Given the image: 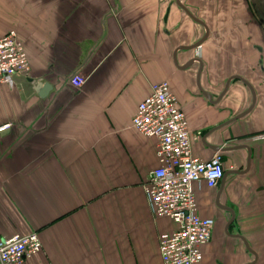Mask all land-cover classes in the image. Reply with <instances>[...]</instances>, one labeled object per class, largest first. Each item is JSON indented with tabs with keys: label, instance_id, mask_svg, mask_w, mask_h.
I'll return each instance as SVG.
<instances>
[{
	"label": "crops",
	"instance_id": "0c3cea01",
	"mask_svg": "<svg viewBox=\"0 0 264 264\" xmlns=\"http://www.w3.org/2000/svg\"><path fill=\"white\" fill-rule=\"evenodd\" d=\"M175 1L0 0V38L16 30L31 66L0 82V241L38 232L26 264H163L159 235L178 224L152 212L158 139L132 126L163 81L195 158L219 151L230 172L222 187L194 183L215 222L197 264H264V0H182L208 36L177 64L206 29Z\"/></svg>",
	"mask_w": 264,
	"mask_h": 264
},
{
	"label": "built area",
	"instance_id": "2783aa9c",
	"mask_svg": "<svg viewBox=\"0 0 264 264\" xmlns=\"http://www.w3.org/2000/svg\"><path fill=\"white\" fill-rule=\"evenodd\" d=\"M30 69L27 51L17 31L6 32L0 38V82H9L17 74H28ZM70 80L80 87L86 79L76 74ZM132 126L158 139L160 165L145 183L152 212L155 216L170 217L178 224L175 231L159 235L163 264H197L203 257L202 246L211 239L215 222L198 214L194 183L203 180L211 188L220 183L224 176L222 154L217 151L207 161L195 158L193 133L166 81L152 85L151 93L139 103L132 117ZM255 138L264 139V132ZM42 247L36 231L14 234L0 241V263L26 264L27 258Z\"/></svg>",
	"mask_w": 264,
	"mask_h": 264
},
{
	"label": "water",
	"instance_id": "95a60500",
	"mask_svg": "<svg viewBox=\"0 0 264 264\" xmlns=\"http://www.w3.org/2000/svg\"><path fill=\"white\" fill-rule=\"evenodd\" d=\"M176 2V4L179 6V7H181L193 20H195L196 22H198V23H200V24H202L204 27H205V29H206V34H205V36L202 38V39H200L199 41H197L196 43H194V44H192V45H190V46H180V47H178V48H176V50H175V53H174V60H175V63L177 64V58H176V55H177V52H178V50L179 49H194V48H198L205 40H206V38H207V36H208V29H207V26L204 24V22H202L201 20H199L197 17H195L191 12H190V10L182 3V0H176L175 1ZM167 15H168V12H167V14H166V16H165V18H167ZM194 61H199V62H201L198 58H194L193 60H191L190 62H188L185 66H183V68H185V67H188L191 63H193ZM236 78H238V79H241L245 84H247L249 87H250V89H251V91H252V94H253V98H254V90H253V88H252V86L246 81V80H244L243 78H241V77H239V76H235ZM40 88H42V91H40V95H44V94H46L50 89H51V85L50 84H48V83H44V84H42V85H40L39 86ZM203 93H204V95H206L209 99H211V96L209 95V94H207L206 92H204L203 91ZM249 110H246L245 112H243L242 114H240L239 116H237L236 118H239V117H242L243 115H245L247 112H248ZM238 148V147H237ZM236 148V149H237ZM214 149H216V150H222V151H226V150H230V148H222V147H220V146H217V147H215ZM250 155V154H249ZM249 161H250V157H248V165H249ZM230 172L229 171H226L225 173H224V176L222 177V179H221V187H222V184H223V182H224V177L227 175V174H229ZM225 210H227V212H228V217L230 218V220L232 221V219H233V215H234V212H233V210H232V208H230V207H226V206H224L223 207ZM227 231H228V228H227ZM229 233V232H228ZM243 240H244V238H242ZM245 241V240H244ZM245 244H246V246H247V248H248V250H250L251 252H253L254 253V255H255V257H257V254L248 246V244H247V242L245 241ZM249 264H254V262H252V263H249Z\"/></svg>",
	"mask_w": 264,
	"mask_h": 264
}]
</instances>
